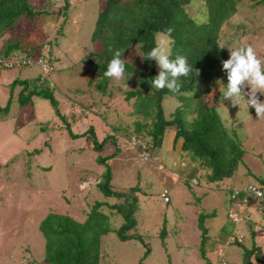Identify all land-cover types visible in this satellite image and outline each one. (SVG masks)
Instances as JSON below:
<instances>
[{"label": "rangeland", "instance_id": "rangeland-1", "mask_svg": "<svg viewBox=\"0 0 264 264\" xmlns=\"http://www.w3.org/2000/svg\"><path fill=\"white\" fill-rule=\"evenodd\" d=\"M101 4L100 0H69L67 11L63 12L60 10L63 0H32L39 15L32 23H27L26 31L29 35L21 37L18 32H7L0 38V45H3L20 35V47L28 51L24 53L36 57L37 52L41 51L46 56H55L52 61L54 70L48 78L50 86L54 88V98L59 109L57 114L48 99L37 96L32 98V104L20 106L15 100L20 86H12L14 99L10 103L9 115L4 120L0 117V264H48L44 259L45 240L38 226L49 212L67 214L84 222L95 202L110 201L112 204L119 201L113 197H105L97 186L104 165L96 161V156L110 154L115 145L114 141L108 140L107 146L101 151L95 150L93 146L96 140H102L109 133L117 136V143L121 148L120 154L116 153L119 154L116 159L123 152L127 159H132L129 152L133 151L132 165L127 159L116 160L118 162L115 159L107 160L114 176L111 180L112 188L127 192L141 176L142 181L138 183L142 190L137 193L139 205L135 215L137 223L129 233L141 234L143 241L148 242L150 252L143 260L144 264L244 263L242 256L229 252L227 248L224 252L217 250L215 255L206 253V259L202 258L204 253L199 248L201 229L196 224L198 214L190 219L191 213L186 212L190 222L185 227L180 225L177 218L178 214L183 213L175 206L177 199L164 186L165 183L168 184L166 177L158 173L160 169H164L152 155L141 153L137 148L138 144L145 141L136 140L135 136L146 132L145 128H141L140 133L134 130L138 127L137 122L143 126L146 124V128H150L152 123V118H145L136 111L135 98H126L124 90L138 87V76L126 79L124 76L119 83L110 80L105 95L100 96V90L96 87L99 78H91L94 72L81 64L82 58L92 51L90 37ZM186 9L192 16L199 14L201 20L206 18L203 0H194ZM236 10L234 15L221 24L219 44L227 51L228 47L234 49L241 45H251L257 57L264 61V5H259L257 0H240L236 4ZM159 34L161 33L156 34V39ZM139 51V45H133L123 54L122 60L133 63L136 67L141 66ZM24 53L16 50L13 52L18 55ZM152 65L158 74L159 69L154 59ZM38 72L39 66L35 61L21 68H0V107L7 105L11 82L17 78L30 79ZM3 77L7 82L2 81ZM123 84L131 87L125 88ZM225 89L226 85H222L216 107L223 126L240 134V145L245 149V154L235 173L222 179L217 187L214 183H208L209 187L214 188L208 189L213 193L206 194L205 203L201 200L195 204L198 206L196 209L204 214L203 227L207 236L215 237L219 233L218 229L222 228L230 238L231 245L228 246H236V250L241 253L242 249L233 241L236 238L238 242V237H242L240 243H250V230L245 221L255 218L256 214L253 213L257 208L250 204L243 212V218H238V221H244L235 225L229 218V209L233 205L230 204L228 195L234 180L240 181L241 177L244 181L258 184L264 182V120L257 119L255 109H247L243 103L239 108V105L232 106L230 100H224L223 106L221 100ZM212 92L213 90L208 91L206 88L201 90L204 101H208ZM259 98L264 101V96ZM97 99H101L100 103L104 104L99 112L82 105L86 101L96 102ZM180 105L181 101L176 97H166L163 102L167 115L173 114ZM194 116L192 111L184 113L187 127H190ZM90 126L93 127L92 131L84 135ZM125 129L126 135L122 131ZM69 131L83 135L72 138ZM148 165L151 169L146 173ZM157 166L159 171L154 172L153 169ZM255 170H262L260 179L258 175V178L253 175ZM137 171L140 173L137 174ZM126 172L132 176V180L120 185ZM145 181L146 186L142 184ZM163 188L168 189L171 198L167 203L160 195ZM218 199L221 203L212 212L210 204ZM252 200L259 204L260 210L264 208V197ZM100 209L110 218V230L100 237V262L139 264L146 250L143 241L137 238L120 240L115 230L123 222L121 214L106 204ZM248 223L251 227H258L255 223ZM163 227L165 232L161 235ZM203 250L205 251V247ZM260 250L264 252L263 249ZM260 250H256L254 255L262 257Z\"/></svg>", "mask_w": 264, "mask_h": 264}, {"label": "trees", "instance_id": "trees-1", "mask_svg": "<svg viewBox=\"0 0 264 264\" xmlns=\"http://www.w3.org/2000/svg\"><path fill=\"white\" fill-rule=\"evenodd\" d=\"M100 1L102 4L90 37L92 51L82 58L81 64L94 72L91 78L95 76L99 78L96 87L100 90L99 95L104 96L111 80L104 76V72L114 53L120 51L121 59H123V54L130 47L139 45V52L145 58H141V66L136 67L133 63L124 61L125 79L134 75L138 76L136 77L138 78V85H136L138 87L124 90L126 98H135L136 111L145 118H152L150 128H146V124L143 126L137 122L138 127L134 129L139 133L141 128L146 130L141 136L134 135L136 140L145 141L138 144L139 152L151 155L164 130L167 127H174L175 137L182 139L183 152L208 171V179L211 182L219 184L222 179L232 176L243 161L245 149L240 145L241 136L238 131L229 130L223 126L216 107L220 88L227 84L226 73L222 70V61L227 60L230 55L229 51L219 44L218 33L221 24L236 13V4L240 0H203L206 7L204 20L200 19L199 14L192 16L188 13L186 6L192 5L194 0ZM257 3L264 5V0H257ZM68 6L69 0H63L60 10L66 12ZM60 10L59 13H61ZM37 15H39V11L33 7L32 0H0V38L7 32H18L21 37H27L29 35L26 31L27 23H32ZM169 28L172 29L171 39L173 41L170 59L174 60L177 56L186 57L188 65L192 68L187 77L179 78L178 83L181 84V88L178 93L170 92L167 88L157 90L151 87L150 83L158 74L152 65V59H147V54L156 46V34L165 33ZM19 36L10 43H3L0 48V57L31 59L37 64L38 58H42L47 65L51 66V70L44 74L38 64L39 72L34 77L30 79L17 78L11 82L9 99L6 106L0 107V117L4 120L9 115L10 103L14 99L12 87L14 84L20 86L15 97L20 106L32 104V98L37 96L48 99L55 112L59 114L57 100L54 98V88L50 86L48 78L54 70L52 61L55 56L52 54L46 56L41 51L37 52L36 57L24 53L28 51H24L20 47ZM15 50L24 54H13ZM23 66L25 65L21 67ZM203 88L208 91L213 90V94L207 102L201 95ZM100 96L98 98H101ZM166 97H176L181 101L180 107L178 106L173 111L174 113L172 112L173 114L165 113L163 102ZM100 100L86 101L82 105L93 109L94 112H99L101 106H104ZM87 102L89 103L87 104ZM189 111L194 112L195 116L190 127H187L184 113ZM66 127L69 129L68 124ZM92 129L93 127L90 126L83 134L85 135ZM122 131L124 133L126 129ZM83 134L69 131L72 138ZM126 134L127 132L124 133V135ZM108 140L114 141L115 148L110 154L96 156V161L104 165L97 186L105 197H113L119 201L112 204L110 201L95 202L84 222L67 214L49 212L38 226L45 240L44 259L48 264H102L99 259L100 237L110 230L109 215L100 209L105 204L116 210L115 212L121 214L123 218V222L115 230L120 240L137 238L143 241L141 234L129 233L137 223L135 217L139 205L137 193L141 191L139 183L130 187L127 192L113 189L111 186L112 169L107 160L120 151L117 136L109 133L102 140H96L93 148L101 151L105 145L107 146ZM259 185L264 187V182ZM168 193V201H164L166 203L170 200ZM197 219L202 232L199 248L204 253V255L201 253L202 258H205L206 253L203 248L207 235L203 227L204 214H199ZM164 232L165 228L163 227L160 234L164 235ZM233 243L241 246L236 238ZM143 244L146 250L140 258L139 264H144L143 260L150 252L148 242L143 241ZM242 248L243 264H253L251 250L244 248L243 245ZM261 261V264H264V259Z\"/></svg>", "mask_w": 264, "mask_h": 264}, {"label": "crops", "instance_id": "crops-1", "mask_svg": "<svg viewBox=\"0 0 264 264\" xmlns=\"http://www.w3.org/2000/svg\"><path fill=\"white\" fill-rule=\"evenodd\" d=\"M0 47H2V45H0ZM2 81L7 82V80H5V77L2 78ZM176 130L174 127H167L164 130L163 135L161 136V138L158 141V144L156 147L153 148L152 150V158H154L155 160L157 159V163H159L160 167L163 168L164 170L160 169L161 171H159V166H157L156 169H153L154 172H158V173H162L165 177L166 180L168 182V184H164V186L166 188H168L173 196L177 199L175 206L178 208V210H181V213H183V215L178 214V221H180V225L185 227V224L190 220L189 219V214L186 215V212L191 213L190 215V219L196 217V215L198 214H202V212L200 211V209H196L198 208L197 204L198 201L205 200L207 198H204L206 196V194H212L214 188L213 187H209L208 183H214L211 182L208 179V171L201 167L199 165V163H197L196 161L191 160L187 154H185V152H183L182 150V139L176 138L175 136ZM121 150V148H120ZM121 151H119L118 153L120 154ZM124 153V152H123ZM122 153V156H120V158L116 159L119 154H116L115 157H112L108 160L116 161V160H120L123 159L126 161V154L124 155ZM130 158L133 159L132 157V153L133 151H130ZM183 154H185V156H183ZM132 159H127L128 163H131L132 165ZM118 162V161H116ZM127 165V164H126ZM128 166V165H127ZM111 167V166H110ZM248 168H250L247 165ZM146 169H148L146 171L150 172L151 167L148 165L146 167ZM101 169H98V171H100ZM125 170V168H124ZM123 170V171H124ZM129 170V169H128ZM261 171L262 170H255V172H253V175H258L259 179H260V175H261ZM113 173V171H112ZM140 173V171H137V174ZM113 176V174H112ZM137 176V175H136ZM114 177V176H113ZM112 177V179H113ZM256 176V178H258ZM124 181H122L120 183V185L124 184V183H129L132 180V176H130L129 174H125V176H123ZM130 178V179H129ZM243 177H241V180L239 181H235L233 182L232 187L235 186H242L244 184H246L247 182L250 181H244L242 179ZM111 179V180H112ZM206 180V181H205ZM141 176L140 178L138 177V181L139 183H141ZM133 182V181H132ZM147 181L143 182L142 184L144 186L147 185L146 183ZM164 183V182H163ZM170 183V185H169ZM221 183V182H220ZM142 185V186H143ZM217 183H214V186L217 187ZM141 187V185H139ZM211 189V190H208ZM142 190V189H141ZM205 191H207L205 193ZM215 194V192H214ZM218 198L220 199V195L218 194ZM218 199V201H212L210 204V208L211 211L213 212L215 210V208H217L221 201ZM171 200V198H170ZM169 200V201H170ZM201 205V204H199ZM257 209V211L254 210L253 214L255 215L254 219H248L247 221H245L247 228L250 230L249 232V239H250V243H241L240 247L242 248V245L244 246V248H247L249 250H251L252 257L251 260L253 262V264H261L262 261L264 259V252L260 249L264 250V228L263 229H258V227H264V225L262 224L264 222V208L262 210H260V206H255ZM214 208V209H213ZM197 216V218H198ZM183 218V219H182ZM261 218V219H260ZM231 222V221H230ZM248 222H252L250 224H257L258 227L255 228L253 227L254 225H252V227L249 225ZM196 223V222H195ZM198 225V219H197V223ZM199 227V226H198ZM253 228V229H252ZM186 229V228H183ZM219 233L214 237H208L207 236V240L206 243L204 245L205 247V253H211L212 255H215L217 250H221V251H226V248L228 249V251H233L235 252L237 255H241L240 252H238L236 250V246L230 247L228 245L230 244V238L228 236V233L225 232L224 230H222V228H219ZM201 233L200 232V242H201ZM207 235V234H206ZM233 241V239H232ZM199 242V244H200ZM256 250H260V254L262 257L254 255V252H256ZM240 251V250H239ZM243 259V258H242ZM243 262V260H242ZM237 264V263H236ZM243 264V263H241Z\"/></svg>", "mask_w": 264, "mask_h": 264}, {"label": "clouds", "instance_id": "clouds-1", "mask_svg": "<svg viewBox=\"0 0 264 264\" xmlns=\"http://www.w3.org/2000/svg\"><path fill=\"white\" fill-rule=\"evenodd\" d=\"M171 32L172 29L169 28L165 33L158 35L156 46L147 54V59H154L159 69L158 75L150 82L151 87L157 90L167 88L170 92L178 93L181 88V84L178 83L179 78L187 77L192 68L188 65L186 57L177 56L174 60L170 59L173 43ZM228 49L229 58L222 61V70L226 73L227 84L222 93L221 104L224 106L223 101L230 100L232 106L239 105L240 108L243 103L245 108L255 109L257 119L264 120V101L259 98V96H264V61L257 57L251 45H241L234 49L228 47ZM121 55L120 51H116L104 72L106 78L117 83L123 79L125 73V64ZM141 58L145 59L143 56ZM197 74L199 75L198 69ZM124 87L129 86L125 84ZM252 191L255 193V198L264 197V192L256 191L255 188ZM242 221L244 219L240 222Z\"/></svg>", "mask_w": 264, "mask_h": 264}, {"label": "built area", "instance_id": "built-area-1", "mask_svg": "<svg viewBox=\"0 0 264 264\" xmlns=\"http://www.w3.org/2000/svg\"><path fill=\"white\" fill-rule=\"evenodd\" d=\"M38 64L41 67V70L44 74H47L49 70H51V66L47 65L46 61L42 58H38L37 60ZM31 59H25V58H19V57H0V68H6V69H13V68H19L22 65H29L31 64ZM145 155V154H144ZM255 188L256 191L264 192V187H261L260 185L250 182L246 183L242 186L233 187L229 193V200L230 204L233 205V208H230L229 210V218H231V221L234 223H238L241 220L238 221V218H243L242 214L245 212L247 207L251 204L254 207L259 206L258 203L253 201L252 199H259L261 197L255 198V193L252 191V189ZM168 189L164 188L160 195L163 197L164 201H168L167 196ZM242 237H238V241H240Z\"/></svg>", "mask_w": 264, "mask_h": 264}]
</instances>
